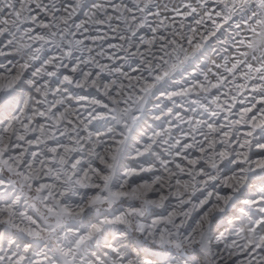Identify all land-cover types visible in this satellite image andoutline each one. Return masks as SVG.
<instances>
[{
	"label": "snow or ice",
	"instance_id": "snow-or-ice-1",
	"mask_svg": "<svg viewBox=\"0 0 264 264\" xmlns=\"http://www.w3.org/2000/svg\"><path fill=\"white\" fill-rule=\"evenodd\" d=\"M0 264H264V0H0Z\"/></svg>",
	"mask_w": 264,
	"mask_h": 264
},
{
	"label": "rangeland",
	"instance_id": "rangeland-1",
	"mask_svg": "<svg viewBox=\"0 0 264 264\" xmlns=\"http://www.w3.org/2000/svg\"><path fill=\"white\" fill-rule=\"evenodd\" d=\"M0 62H3V58H0Z\"/></svg>",
	"mask_w": 264,
	"mask_h": 264
}]
</instances>
